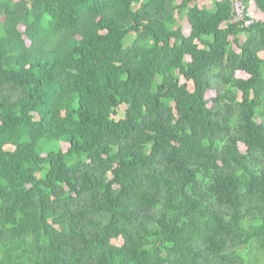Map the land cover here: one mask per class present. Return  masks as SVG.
<instances>
[{
  "label": "trees",
  "instance_id": "16d2710c",
  "mask_svg": "<svg viewBox=\"0 0 264 264\" xmlns=\"http://www.w3.org/2000/svg\"><path fill=\"white\" fill-rule=\"evenodd\" d=\"M245 4L0 0V264H264Z\"/></svg>",
  "mask_w": 264,
  "mask_h": 264
},
{
  "label": "built area",
  "instance_id": "2783aa9c",
  "mask_svg": "<svg viewBox=\"0 0 264 264\" xmlns=\"http://www.w3.org/2000/svg\"><path fill=\"white\" fill-rule=\"evenodd\" d=\"M232 7L236 19L244 22L245 27H249L253 24V21L249 20V14L245 0H232Z\"/></svg>",
  "mask_w": 264,
  "mask_h": 264
},
{
  "label": "rangeland",
  "instance_id": "374dc122",
  "mask_svg": "<svg viewBox=\"0 0 264 264\" xmlns=\"http://www.w3.org/2000/svg\"><path fill=\"white\" fill-rule=\"evenodd\" d=\"M207 3V2H206ZM181 23H184V24H186L187 23V20H186V18H184V20H182V22ZM243 40H244V38H243Z\"/></svg>",
  "mask_w": 264,
  "mask_h": 264
}]
</instances>
